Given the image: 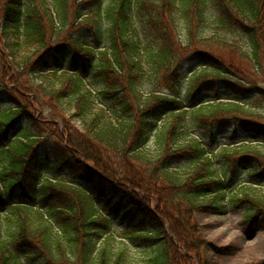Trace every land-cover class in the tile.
<instances>
[{
  "label": "trees",
  "instance_id": "16d2710c",
  "mask_svg": "<svg viewBox=\"0 0 264 264\" xmlns=\"http://www.w3.org/2000/svg\"><path fill=\"white\" fill-rule=\"evenodd\" d=\"M1 105L0 264H205L198 209L264 223V0H0Z\"/></svg>",
  "mask_w": 264,
  "mask_h": 264
},
{
  "label": "rangeland",
  "instance_id": "374dc122",
  "mask_svg": "<svg viewBox=\"0 0 264 264\" xmlns=\"http://www.w3.org/2000/svg\"><path fill=\"white\" fill-rule=\"evenodd\" d=\"M235 36L231 38H236L243 42V34L238 33V36L237 34ZM243 46L248 48L246 44ZM201 63L200 58L192 54L182 55L178 58L177 66L181 70L179 88L184 95L189 87L190 74L194 69L200 67ZM239 64L241 67H245L249 63L246 60H241ZM215 80L219 95H227L229 91L226 90L225 81L223 79ZM1 109L2 105L0 106ZM36 114L38 115V113ZM74 123L78 124L76 121ZM57 125L59 131L63 132V124L59 121ZM231 128L232 124L228 123L226 127H221L220 125L214 126L211 132L222 138V136L229 134L228 130ZM237 131L239 134L250 135V133L241 132L240 127ZM193 134H197V132ZM200 134H205V132H201ZM203 141L208 150L219 152V144L205 138H203ZM219 141L221 142V139ZM262 142L264 143V140ZM43 148L44 146L41 144V152ZM262 191H264V187ZM195 218L199 224V232L206 240L203 250V258L206 260L205 264H264V223H261L260 215H256L253 218L251 228L248 227V221L244 219V211L241 208H223L217 211L204 207L196 211ZM116 236L119 239V235L116 234ZM144 246L145 244L142 241H133L131 250L139 256ZM154 247L155 244H152L151 248ZM146 250H149L148 247ZM193 264L200 263L196 260Z\"/></svg>",
  "mask_w": 264,
  "mask_h": 264
}]
</instances>
